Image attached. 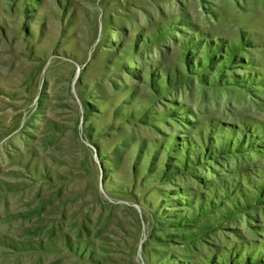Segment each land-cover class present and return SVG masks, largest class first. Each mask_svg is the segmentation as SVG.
Returning a JSON list of instances; mask_svg holds the SVG:
<instances>
[{
    "label": "rangeland",
    "instance_id": "374dc122",
    "mask_svg": "<svg viewBox=\"0 0 264 264\" xmlns=\"http://www.w3.org/2000/svg\"><path fill=\"white\" fill-rule=\"evenodd\" d=\"M0 264H264V0H0Z\"/></svg>",
    "mask_w": 264,
    "mask_h": 264
}]
</instances>
